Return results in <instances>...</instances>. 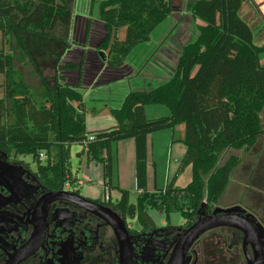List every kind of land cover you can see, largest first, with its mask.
Masks as SVG:
<instances>
[{"label":"trees","instance_id":"1","mask_svg":"<svg viewBox=\"0 0 264 264\" xmlns=\"http://www.w3.org/2000/svg\"><path fill=\"white\" fill-rule=\"evenodd\" d=\"M70 1L0 0V150L16 156L31 155L44 181L61 189L68 183L75 187L79 182L72 170L71 147L80 143L83 149L78 157L102 166L105 190L121 194L118 207L125 212L131 203L130 192L113 183V151L115 144L133 139L139 192L135 205L141 221L153 225L145 209L149 194V136L183 125L181 142L186 152L165 191L174 203L182 202L179 208L188 224L192 223L202 204L219 202L240 163L238 156H230L220 165L225 151L251 150L264 136V65L260 60L264 44L256 43L251 24L240 16L244 0L190 1L189 14L200 23L195 26L193 39L182 49L174 74L155 88L126 94L119 107L109 109L117 125L92 132L86 126L82 85L70 84L60 75L77 66L63 64L60 59L56 84L50 85L29 54L22 35L57 39L67 45L69 40L58 38L54 32L59 26L65 31L71 28L74 12ZM96 3L92 0V9ZM172 6V0H101L98 15L107 34L98 49L106 52L103 57L107 65L123 67L149 44L173 14ZM125 27L126 37L121 40L118 30ZM90 28L89 19L87 35ZM3 37L16 40L17 57L11 53L15 50L13 44L7 48ZM67 48L69 45L64 49ZM17 60L33 67L40 78L39 86L26 81L16 67ZM154 104L168 107L171 114L147 118L145 108ZM90 136L94 137L92 141ZM188 166L192 167V180L178 187L177 179Z\"/></svg>","mask_w":264,"mask_h":264},{"label":"flooded vegetation","instance_id":"2","mask_svg":"<svg viewBox=\"0 0 264 264\" xmlns=\"http://www.w3.org/2000/svg\"><path fill=\"white\" fill-rule=\"evenodd\" d=\"M179 26L176 23L175 28ZM20 157L0 150V264H122L115 218L123 220L129 231L133 264H169L184 232L220 207L219 202H205L192 223L186 220L178 227L170 222L163 227L144 224L136 205L132 217L110 195L92 198L74 188L54 189L44 181L33 159L31 165ZM61 190L91 202L74 196L50 200L51 194ZM99 205L111 208L118 217ZM242 207L247 210L245 215L253 214L261 224L254 223L252 239L246 240L241 230L231 227L206 231L193 242L184 264H251L257 255L260 258L264 221Z\"/></svg>","mask_w":264,"mask_h":264},{"label":"rangeland","instance_id":"3","mask_svg":"<svg viewBox=\"0 0 264 264\" xmlns=\"http://www.w3.org/2000/svg\"><path fill=\"white\" fill-rule=\"evenodd\" d=\"M87 1L88 5L92 3V0H85ZM100 1V0H99ZM190 1L193 0H172L173 4V14L171 17L163 23L159 29L156 31V35L153 36V42L148 44V46L143 51L145 55V60L150 57L154 51L156 50L158 45H161L162 47H168L165 46L167 43V39L169 37V42L173 43L176 47L174 48L175 51L178 49L177 47L186 45L188 41L193 39L196 24L200 23V20L194 21L190 14L188 13V4ZM72 6L75 5L76 2L78 3V0H71L70 1ZM75 2V3H74ZM245 5L240 11V16L248 21L254 32L256 37V43L258 45L264 44V0H244ZM92 12H95L93 16V21L91 23L90 32L87 35L86 33V27L85 24L82 23L81 27L78 26V22H76V25L72 24L71 28L68 31H65L61 26H59L55 30V35H57L58 38L64 39L67 38L69 41L67 42V45H63V43L57 39H45L38 35L34 34H22L26 39V46L29 51V54L31 55L32 59L35 61V63L38 65V68L43 73L44 77L48 81L50 85L56 84V78L58 76L57 71V64L61 59V62L63 61H70L69 57L64 56V52L69 50V48L64 49L65 46L71 47L72 45H75L77 47V44H79L80 48H89L91 50L95 49V45L100 41L103 40L106 37V30L104 28V24L99 18L97 10H92ZM91 17V16H90ZM179 24L180 27L177 29L175 28V25ZM85 27V28H84ZM175 28V29H174ZM79 29V30H78ZM178 32L181 34V38L185 39V41L181 45L179 42ZM261 34L260 36H258ZM118 38L119 39H125L126 37V27L120 28L118 30ZM263 40H258L257 38L262 37ZM3 43L8 48L9 43H12L15 48L14 51L11 50V53H14L16 57L19 55V50L16 48V40L15 39H9L2 38ZM84 44V45H81ZM87 44V46H86ZM71 45V46H70ZM161 47V48H162ZM165 48V49H166ZM79 49V48H78ZM88 50V49H87ZM152 53V54H151ZM74 60H80L81 53L79 52L78 55L74 54ZM73 57V54H72ZM141 57V56H140ZM261 64L264 65V54L260 55ZM16 67L17 69L24 74V77L26 81L33 85V86H39L40 78L36 75V73L33 70V67L30 64H27L25 62H20L17 60ZM138 61V59H137ZM177 62V59H176ZM135 63H137L135 61ZM164 66H167L165 63H163ZM169 65L171 66V61H169ZM173 70V68H172ZM173 73V71H172ZM67 75L66 73L63 75ZM160 77V76H159ZM161 77L166 80L165 74ZM73 78L70 77V84L73 81ZM164 80L159 79L160 83H162ZM159 81L157 79H152L149 81L148 88H154L158 85ZM3 82V75L0 74V85ZM159 83V84H160ZM3 97V88L0 87V98ZM99 98V97H98ZM105 102L104 99H101ZM100 100V101H101ZM101 102H99L100 104ZM147 118L150 119H157L164 116H169L171 114V111L168 107L164 105H149L147 110ZM262 119L264 124V112L262 113ZM157 134L154 135V161L157 163V183L156 188L155 186L151 185V190H149V194L145 200V209L146 211L151 215L153 218L155 224L159 227H163L168 222L171 223L172 226L178 227L180 225H183L186 222L185 217L182 214V211L180 210V205L182 204L181 201L175 202L169 199L166 195V187L168 180H172L176 174V171L179 167L180 160L183 158L184 151L186 152V146L180 145L177 142V139L181 138V136L184 133V127H177L175 130L172 129H166L161 130L158 132H155ZM168 135V145L170 147V143L172 144V140H175L173 153L170 155L169 148L165 145H163L162 141L159 139L161 135ZM173 135V137H172ZM173 138V139H172ZM167 143V142H166ZM116 145H114V165H115V171H114V178H115V184H116V176H117V167H119L120 170H122L123 166L124 169L128 166L129 158L133 159L135 158L134 153L128 154L126 150L121 151L123 155L120 153V157L116 150ZM181 147V148H180ZM83 149L82 144L80 143H74L71 147L72 156H71V163H72V170L80 178H83L82 171L79 170V167L82 164L80 161V158L78 157V153ZM184 150V151H183ZM230 156H238L240 158V163L235 168L231 175V179L229 182V185L227 186V189L223 196L219 200L220 207L228 208L233 205H242L244 207H248L252 211H254L263 221H264V136L259 140V142L248 151L244 150H238V149H228L225 151V153L221 156L219 164H224ZM25 163L33 164L34 162L32 160V156H21ZM119 159V160H118ZM43 160H45V157H43ZM81 164V165H80ZM84 168V166H83ZM79 171V172H78ZM76 174V175H77ZM132 177L129 179V176L125 174V181L127 186H134L133 183L131 185ZM192 180V167L188 166L185 168L184 172L179 175L177 179V186L178 187H185L189 184V182ZM130 182V183H128ZM117 185V184H116ZM75 187H78V183ZM88 190V183L84 185L82 189H80L81 194L87 195ZM98 190L100 193L102 192V195L104 194V189H93ZM130 191L131 194V203L136 204L138 199V192L134 187ZM119 192L112 190L111 191V200L113 203H116L119 199ZM103 198L106 199V197L103 195ZM178 203V204H177ZM165 205L164 208L161 207V205ZM167 209H169L167 212Z\"/></svg>","mask_w":264,"mask_h":264},{"label":"crops","instance_id":"4","mask_svg":"<svg viewBox=\"0 0 264 264\" xmlns=\"http://www.w3.org/2000/svg\"><path fill=\"white\" fill-rule=\"evenodd\" d=\"M100 1L96 0L97 3L92 9L91 4L88 5L87 1L78 0V3L76 2L77 4L76 7H74L75 5L72 6L74 12L73 25L74 24L76 25V22H78V26L81 27L82 23H84L87 33V26L89 19L91 20L92 23L93 16L95 15L94 14L95 12L91 13V11L97 10L98 12V4ZM260 35L261 34H259L258 36ZM263 35L262 37L257 39L263 40ZM178 37H180L178 39L180 41L179 43L183 45L185 39H183L184 37L181 38L180 32H178ZM101 41L102 40H100L95 45L94 50H91L89 48H87L88 50L86 48H80L79 44H77V47L75 45L72 46L70 45L71 47H69V50H67L64 54L65 57L71 56L69 57L70 61H63V64L73 63L77 66V68H75L74 70L66 69L60 73L61 76H63L65 73L67 74L63 76L66 82L70 83L69 80L71 77L73 78L71 84L80 83L82 85L83 88L82 90L84 92L85 110H86L85 111L86 126H87V130L90 132L103 130L116 126L117 121L111 115L109 109L111 107H119L121 104V100L129 92L148 89V87L146 88V86L149 84L150 80L158 79L159 78L158 76H162L164 74L169 75L170 73H172V71L174 73L176 67V59L178 58L181 52V50L178 47H177L178 49L175 51L174 48L176 46L173 43L169 42L170 40L168 37L167 39L168 45L167 44L165 45L168 47L166 48L161 46L162 48L161 47H159V49L156 48L154 53L153 54L151 53L152 55L148 57L146 60L143 51L148 46V44L143 48H141L140 51L136 52L135 55L131 59H129L123 67L111 68L107 65L105 56L102 57V55H100V50L98 49V45L100 44ZM151 42H153V39L149 42V44ZM79 52L81 53L80 60L75 61L74 54L78 55ZM103 52L106 54L105 51ZM135 61L137 63H135ZM169 61H171V66L169 65ZM163 63H165L167 66H164ZM101 99H104L105 102L102 101ZM99 102L101 103L99 104ZM147 110H148V106H146L145 108L146 116L148 117ZM181 126L183 125H180L178 127ZM155 134L157 133H153L149 136V147H148V163H149L148 189L149 190H151V185L156 186L157 183V168H156L157 163L154 161V152H153ZM183 137H184V133L181 136V138L177 139V142L181 146L184 145L181 142V139ZM168 138L169 137L166 134L161 135L159 137L163 145L169 148L170 155H172L174 148L173 142L175 140H172V144L170 143V147H169ZM115 145L117 146L116 150L119 157L121 151L124 150H126L128 154L130 153V151L131 153L135 154V144L133 139L124 140ZM183 153L185 154V151ZM121 154L123 155V153ZM80 161L82 164V168L80 166L79 170L82 171L81 173L83 175V178H80L78 174L77 173L76 174L79 177V181L82 184L81 189L84 187L86 183H88L87 196L92 198L103 197L104 194L102 195V192L100 193L98 190L95 191L93 190L98 188L100 189L103 188L105 190L102 166L96 162L88 163L85 160V158L80 159ZM135 168H136V164L134 157L133 159L129 158L128 166L126 167L125 170H123L124 166L122 170H120L119 167H117L116 184L120 188L126 189L130 192L132 191L131 189L134 187V189H136L137 191ZM114 171H115V165L113 170V183L115 184ZM125 174L129 176V179L132 177V180L130 182L131 185L133 183L134 186L131 187L126 185ZM111 191L108 192L106 191L107 192L106 196L110 195L111 197ZM119 196L121 197V194ZM130 198H131V194H130Z\"/></svg>","mask_w":264,"mask_h":264},{"label":"water","instance_id":"5","mask_svg":"<svg viewBox=\"0 0 264 264\" xmlns=\"http://www.w3.org/2000/svg\"><path fill=\"white\" fill-rule=\"evenodd\" d=\"M184 46L178 47L181 50V52H182V49L184 48ZM100 55H102V57H103V52H100ZM179 56L177 58V61L179 59ZM176 64H177V62H176ZM173 74L174 73H170L169 75H165V77L170 78ZM159 79L164 80V78L161 76L157 79V81H159ZM159 83H160V81H159ZM159 83H158V85H159ZM148 85L146 86V88L148 87ZM150 89H152V88H150ZM150 89L148 88L145 90H150ZM139 91H143V90H139ZM56 196L57 197H59V196H63V197L74 196V197H77V198L82 199L84 201L91 202L90 200H87L86 198L82 197L79 194L69 193V192L63 191V190L51 194L50 200H53L54 197H56ZM204 204L201 205L200 209L197 211V214L200 213L201 208ZM99 206L102 207L107 214H109V215L113 214L116 217H118L117 214L111 208L101 206V205H99ZM128 210H129L130 215L133 217L135 214V211H136L135 204L130 203ZM246 213H247V210L240 205L233 206L230 208L217 207L214 210L213 215L203 216V217L199 218L181 236V242H180L179 246L177 247L176 252L173 255L169 264H184L186 254H187L189 248L192 246L193 242L196 239H198L203 233H205L206 231L212 230V229H217V228H221V227L236 228V229L241 230L245 234L246 240L252 239L253 230H254V228H253L254 223H256L260 226H261V224L259 223V221L257 220V218L253 214L248 213L247 215H245ZM118 219L119 218H115V220L118 223H115V224L113 223V226H114L116 232L118 233L120 243L122 245L121 263L122 264H133L132 263V261H133V259H132L133 258V246L130 243V234H129V231H128L124 221L118 220ZM260 254L262 256L259 258V256L257 255L255 258V262L251 263V264H264V253H260Z\"/></svg>","mask_w":264,"mask_h":264},{"label":"built area","instance_id":"6","mask_svg":"<svg viewBox=\"0 0 264 264\" xmlns=\"http://www.w3.org/2000/svg\"><path fill=\"white\" fill-rule=\"evenodd\" d=\"M93 139H94L93 136H90V137H89V140H90V141H92ZM81 185H82V184H81L80 181L78 182V187H72V186L68 183V184L65 185V189L71 190L72 188H74L75 190H78V189L81 188Z\"/></svg>","mask_w":264,"mask_h":264}]
</instances>
